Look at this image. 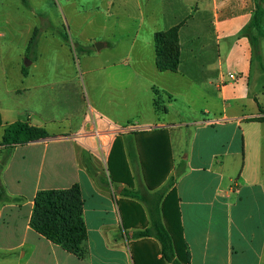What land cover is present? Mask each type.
Listing matches in <instances>:
<instances>
[{
  "label": "crops",
  "instance_id": "0c3cea01",
  "mask_svg": "<svg viewBox=\"0 0 264 264\" xmlns=\"http://www.w3.org/2000/svg\"><path fill=\"white\" fill-rule=\"evenodd\" d=\"M260 2L264 10V0H138L139 10L149 11V35L142 41L137 32L119 60L122 97L115 106H96L81 84L61 82L59 52L51 58L40 52L49 33L42 29L28 74L21 63V84L5 85L0 95L6 193L0 264H172L160 240L166 232L174 243L185 242L190 264H264V122L256 120L264 117V38L261 84L251 93L255 47L244 32ZM127 4L104 0L102 6L111 11ZM44 26L41 21L35 29ZM172 28H178L179 66L160 71L155 34ZM54 32L69 36L71 43L62 40L71 53L68 31ZM95 39L103 49L115 48L96 37L88 42ZM83 54L93 59L95 53ZM46 61L50 67L42 66ZM192 74L198 79H189ZM167 82L184 88L176 95ZM16 121L43 128L50 138L1 145ZM113 146L116 182L108 171ZM75 185L87 228L81 257L31 226L39 192Z\"/></svg>",
  "mask_w": 264,
  "mask_h": 264
},
{
  "label": "rangeland",
  "instance_id": "374dc122",
  "mask_svg": "<svg viewBox=\"0 0 264 264\" xmlns=\"http://www.w3.org/2000/svg\"><path fill=\"white\" fill-rule=\"evenodd\" d=\"M143 0H141L142 2ZM104 0H0V95L4 93V86L11 88L18 87L22 82L20 71L21 63L26 65L30 62L27 59L26 44L33 30L42 21L41 18L52 21L59 32L63 29L71 36L73 43L88 46L94 58L85 56L81 51L71 46V53L62 40V35L54 32L53 29L42 37L41 53L44 57H52L53 52L58 51L64 69L59 71L60 77H65L61 82L81 84L87 94L90 103L100 105L105 102L119 104L122 94L119 90V83L122 73L120 59L129 53L131 43L136 37L146 41L149 35V24L146 16L148 9L144 12L139 10L138 0H128L126 6L115 8L111 11L103 8ZM101 4V5H100ZM98 5L99 9L95 7ZM142 20H145L142 24ZM52 31V32H51ZM109 41L115 44L114 49L104 48V45L97 49L96 43ZM88 42V43H87ZM74 45V46H75ZM264 56V41L261 44ZM26 49V51H25ZM39 49V50H40ZM37 51V50H36ZM139 49L135 53H139ZM71 54V55H70ZM250 79V86L256 93L261 84V69L259 60L255 56ZM51 62L46 61L43 67H50ZM106 67V68H105ZM105 68V69H103ZM70 77V78H68ZM194 74L189 79H195ZM264 78V77H262ZM188 79V80H189ZM198 79V78H196ZM262 81H264L262 79ZM71 86V94L76 89ZM164 86L178 95L184 86L174 83H165ZM74 89V90H73ZM187 94H193L194 90L188 88ZM127 96V95H126ZM74 101L76 97L73 96ZM16 102H20L17 98ZM75 104V103H74ZM106 104V103H105ZM108 105V104H107ZM103 159V158H102ZM103 168L106 163L100 160ZM173 236L177 234L172 230ZM178 241V239H177ZM178 246L181 247L180 243Z\"/></svg>",
  "mask_w": 264,
  "mask_h": 264
},
{
  "label": "trees",
  "instance_id": "16d2710c",
  "mask_svg": "<svg viewBox=\"0 0 264 264\" xmlns=\"http://www.w3.org/2000/svg\"><path fill=\"white\" fill-rule=\"evenodd\" d=\"M263 16L264 10L260 2L253 18L244 29V32L251 37L255 47V56L259 61L262 60L258 47L259 38H264ZM41 19L45 26L34 30L27 47V59L31 62L37 58V44L42 29H53L54 31V27L51 26L48 19ZM61 35L66 42L71 43L66 33H61ZM74 47L81 51V53L89 52V49L86 47L79 45H75ZM155 47L160 71L176 72L179 66L180 56L178 28L156 33ZM22 72L25 76L28 74V67L26 65L22 67ZM256 120L264 122V117L257 118ZM2 124L0 112V127ZM48 138H50V135L45 129L31 126L26 122L16 121L5 128L1 145L15 147ZM113 151L114 146L108 160V171L110 172L111 180L116 182L117 180L113 175L110 163ZM1 169L2 166L0 167ZM127 183L129 186L131 185L130 182ZM0 197H6L1 182ZM31 226L52 243L62 246L77 256H83V242L87 238V228L83 218V199L80 187L75 185L65 190H46L39 192L35 199ZM160 240L163 250L170 249L172 264H190V253L187 250L185 242L182 241V246L179 247L178 244L171 240L167 232L164 235H160Z\"/></svg>",
  "mask_w": 264,
  "mask_h": 264
},
{
  "label": "built area",
  "instance_id": "2783aa9c",
  "mask_svg": "<svg viewBox=\"0 0 264 264\" xmlns=\"http://www.w3.org/2000/svg\"><path fill=\"white\" fill-rule=\"evenodd\" d=\"M231 77L233 78L234 76H231ZM118 131H122V129L118 130ZM105 134H107V133H103V135H105ZM103 149H104V145H101V150L103 151Z\"/></svg>",
  "mask_w": 264,
  "mask_h": 264
},
{
  "label": "water",
  "instance_id": "95a60500",
  "mask_svg": "<svg viewBox=\"0 0 264 264\" xmlns=\"http://www.w3.org/2000/svg\"><path fill=\"white\" fill-rule=\"evenodd\" d=\"M101 47V44H96V48L99 49Z\"/></svg>",
  "mask_w": 264,
  "mask_h": 264
}]
</instances>
